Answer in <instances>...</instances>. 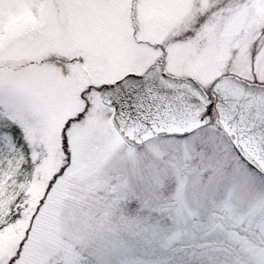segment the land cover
Masks as SVG:
<instances>
[{"label": "snow or ice", "instance_id": "snow-or-ice-1", "mask_svg": "<svg viewBox=\"0 0 264 264\" xmlns=\"http://www.w3.org/2000/svg\"><path fill=\"white\" fill-rule=\"evenodd\" d=\"M0 264H264V0H0Z\"/></svg>", "mask_w": 264, "mask_h": 264}]
</instances>
